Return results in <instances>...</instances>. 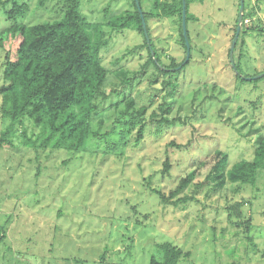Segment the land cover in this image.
<instances>
[{"label":"rangeland","instance_id":"1","mask_svg":"<svg viewBox=\"0 0 264 264\" xmlns=\"http://www.w3.org/2000/svg\"><path fill=\"white\" fill-rule=\"evenodd\" d=\"M19 1L27 9L18 20L26 24L62 14L59 0ZM131 2L80 0V11L89 21H102L106 11L128 9ZM237 2L190 3L189 12L198 20L187 24L189 62L175 75L171 99L159 90L160 82L149 85L153 67L139 83L121 89L117 73L137 70L147 51L141 47L120 57L142 45V36L129 29L110 33L101 52L109 70L107 90H121L106 103L132 90L136 103L151 100L152 110L164 97L172 102L169 118L174 122L162 130L147 124L144 140L124 147L111 131H116L111 124L117 111L106 107L92 130L109 135L88 139L84 150L34 149L18 139L15 147H0V264H149L151 255L160 258L157 246L164 242L188 252L178 264H264V169L258 171L255 187L226 183L216 188L213 182L203 184L209 165H201L215 150L228 154V166L250 160L264 135V79L241 81L228 61ZM10 8L11 3L0 0V85L5 56L14 59L21 40L19 34L1 32L11 23ZM246 8L261 22L248 29L234 62L255 76L264 70V0H246ZM148 27L164 63L171 57L185 59L171 18L150 20ZM5 124L0 114V132ZM25 125L30 133L33 126ZM166 159L170 169L163 173ZM198 169L170 203L160 202L153 190L167 197L181 178ZM237 202H242V215L234 220L228 209Z\"/></svg>","mask_w":264,"mask_h":264},{"label":"trees","instance_id":"2","mask_svg":"<svg viewBox=\"0 0 264 264\" xmlns=\"http://www.w3.org/2000/svg\"><path fill=\"white\" fill-rule=\"evenodd\" d=\"M6 1L11 3V8L6 11L7 19L11 23L1 32L4 35L19 34L21 40L15 51V58L5 56L3 64L0 114L7 124L0 132V147H15V141L18 139L26 147L34 149L84 150L88 139H103L109 135V132H106L100 136L92 130L93 121L106 107H113L117 111L115 121L112 120L111 124V129L116 131H111L116 132L120 145L124 147L142 142L146 136L147 124H150L155 131H160L174 122L169 118L172 102L167 101L166 98L171 99L177 86L175 75H179L189 60L178 70H168L180 65L184 59L178 62L171 57L168 64L161 60L152 43L148 22L161 17L171 18L178 26L179 41L186 56L181 26L182 0H138L146 23L149 45L144 36L140 12L135 0H132L131 7L128 9L116 13L106 11L108 15L102 21H89L82 15L80 0H59L62 10L59 18L34 24H26L18 20V17L22 16L27 9L25 3L19 0ZM203 1L185 0L186 26L189 21L198 20L193 13L189 12L190 3H203ZM148 3L151 4L149 8H147ZM239 5L240 0L237 2V17ZM245 18L251 19L250 26L247 27L242 21L234 52L238 46L241 47L240 44L244 45L242 39L249 31L248 29L256 28V24L261 22L259 18H254L253 10H247L246 0H244L243 20ZM236 22L237 18L233 26L232 38ZM125 29L139 33L143 44L127 49L120 57L145 47L147 60L130 75L125 69L117 73L122 80L121 89L139 83L141 77L153 67L155 71L151 74L149 85L160 82L162 87L159 90L165 91L166 98L163 97L152 110H150L152 101L150 100L147 104H137L132 97V90L123 93L121 100L106 103L109 97L115 96L121 89L108 92L109 70L103 64L101 52L108 45L111 32H120ZM187 38L190 46L188 29ZM235 66L239 80L245 81L247 79L243 77H252L243 73L238 63H235ZM263 72L264 70L259 71L258 74ZM261 78L264 79V76ZM122 104L124 105L120 107ZM25 122L33 126L30 133ZM98 123L100 127L102 122ZM257 140L252 159H241L230 166L227 165L226 152L215 150L206 155L201 165H209V169L203 184L213 182L216 188H222L226 183L255 187L258 171L261 168L264 169V135ZM169 169L170 163L166 159L161 172H168ZM198 171L199 169L194 170L181 178L180 183L167 197L159 190L153 191L162 204L170 203V198L186 188ZM228 211V217L234 220L240 219L242 202L233 204ZM241 223L239 220L236 224ZM244 223L248 228L249 220ZM3 232L4 227L0 226V240H3ZM157 251L160 258L151 255L149 264H178L181 259L189 255L188 252H183L182 248L170 242L159 244Z\"/></svg>","mask_w":264,"mask_h":264},{"label":"water","instance_id":"3","mask_svg":"<svg viewBox=\"0 0 264 264\" xmlns=\"http://www.w3.org/2000/svg\"><path fill=\"white\" fill-rule=\"evenodd\" d=\"M135 2H136V5L138 7V10L140 12V17H141V21H142V27H143L144 36L146 38L147 44L149 45L150 41H149V38H148V32H147V28H146V23H145V20L143 18V15H142V10L140 8L138 0H135ZM243 14H244V0H240L239 10H238V17H237V22H236V29H235V33H234V36H233V38L231 40L230 47H229V62H230V66L232 67V69L236 73H237V70H236V66H235V62H234V47H235V44L237 42L239 33L241 31V26H242V21H243ZM181 26H182L183 37H184V40H185V45H186V56H185V59L183 60V62L180 65H178L175 68L168 69V70H171V71L180 69L182 67V65H184V64H186V62H188L189 57H190V46H189V41H188V38H187L185 0H182V22H181ZM163 69H167V68L163 67ZM262 76H264V72L260 73L258 75L252 76V77H243V78H246L247 80H253V79L260 78Z\"/></svg>","mask_w":264,"mask_h":264},{"label":"built area","instance_id":"4","mask_svg":"<svg viewBox=\"0 0 264 264\" xmlns=\"http://www.w3.org/2000/svg\"><path fill=\"white\" fill-rule=\"evenodd\" d=\"M250 21H251L250 18H245V19L243 20V23H244L245 25H248V24L250 23Z\"/></svg>","mask_w":264,"mask_h":264}]
</instances>
